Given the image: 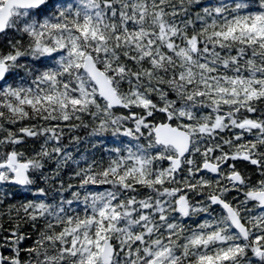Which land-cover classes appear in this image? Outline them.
Returning a JSON list of instances; mask_svg holds the SVG:
<instances>
[{"label":"snow or ice","instance_id":"snow-or-ice-1","mask_svg":"<svg viewBox=\"0 0 264 264\" xmlns=\"http://www.w3.org/2000/svg\"><path fill=\"white\" fill-rule=\"evenodd\" d=\"M0 264H264V0H0Z\"/></svg>","mask_w":264,"mask_h":264}]
</instances>
